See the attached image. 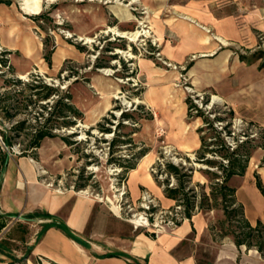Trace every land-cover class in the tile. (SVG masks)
Wrapping results in <instances>:
<instances>
[{
    "label": "rangeland",
    "instance_id": "rangeland-1",
    "mask_svg": "<svg viewBox=\"0 0 264 264\" xmlns=\"http://www.w3.org/2000/svg\"><path fill=\"white\" fill-rule=\"evenodd\" d=\"M9 1L19 8L22 0ZM131 1L43 2L41 13L31 18H36L32 20L35 23L33 33L42 43L43 55L50 56L51 67H47L43 59L24 77L15 75V78L26 82L33 76H38L46 84L57 87L61 95H70L68 103L82 113V120L70 117V121L75 123L73 126H61L53 131L59 137H70L76 144L64 145L59 137L49 142L51 148L60 145L59 160L68 159L64 153L69 152L71 155L67 162L69 166L47 181L50 188L58 193L92 194L97 205L104 208L105 214L118 223L117 228L126 227L129 234H155L154 228L135 230L128 222L132 219V214L139 211L136 208L139 196L132 199L129 193L127 181L131 170L125 167L139 164L141 153L148 155L150 162L145 164L147 173L163 194L166 179L173 186L177 185L176 179H171L164 173L156 175L152 168L157 162L169 161L184 170L192 171L187 188L198 196L201 193L207 194L216 182L214 179L210 180L212 175H207L205 171L219 172L215 168L218 164L210 167L197 162L196 150L179 144L181 135L189 141L203 136L211 149L218 147L219 136L230 145L235 141L248 140V146H251L248 175L253 178L256 173L263 181L264 70L257 69L260 61L253 58L250 60L252 65L248 66L256 68L255 79L252 78L253 68H242L234 73L232 71L238 57L250 58L255 52H264V33H252L251 42L245 38L239 43L219 44L217 53L213 55H208L211 49L196 51L179 63L169 59L165 53L169 43L173 44L175 39L174 33L166 27L173 16L168 11H163L157 17L154 12L141 5L139 0L132 4ZM117 3L127 5L134 19L125 21L116 17L110 7ZM113 29L145 30L147 34L136 41H130L116 34ZM209 35L218 43L212 31H209ZM85 38H90L91 42ZM59 50L63 57L57 60L55 55ZM222 56V68L225 72L223 79L217 83L212 80V75L216 72L215 64ZM4 79L0 93L9 89L4 85ZM213 96L219 97L220 101L212 102ZM189 100L196 108H188ZM39 104L45 102H38L35 109L37 111H40ZM51 105L52 102L46 106L49 108ZM123 112L131 117L124 119ZM26 117L21 114L11 122L0 119L5 127H9ZM204 118L212 124L208 126ZM99 122L104 127L111 128V134L100 132L96 128ZM215 131L220 132L219 136ZM228 132L230 133L227 134ZM113 140L116 142L110 146ZM18 142L19 145L14 147L16 154L24 148L27 139L21 135ZM160 155L164 157L163 160ZM206 158L220 161L218 156L211 154H206ZM144 190L156 199L158 212L169 210L176 204L174 201L169 207H164L147 188H142L139 195ZM106 198L114 206L121 207L117 218L108 212ZM197 201L199 202V198ZM129 206L133 209L130 210ZM204 208L202 211L194 209V214L206 215L211 219L209 232L218 244L223 240L219 238L221 231L228 229L224 224L220 197L214 199L209 195ZM235 208L238 209L239 206H229V209ZM165 218L162 213L157 216L158 221ZM237 221L238 218L233 220L231 230L239 231ZM13 228L9 234L20 237V230L12 231ZM5 233L3 238L8 236V231ZM202 243L197 261L209 262L214 256L215 247L205 245L207 238L202 239ZM240 255H248L245 248ZM250 255L252 264H264V257L260 254Z\"/></svg>",
    "mask_w": 264,
    "mask_h": 264
},
{
    "label": "crops",
    "instance_id": "crops-1",
    "mask_svg": "<svg viewBox=\"0 0 264 264\" xmlns=\"http://www.w3.org/2000/svg\"><path fill=\"white\" fill-rule=\"evenodd\" d=\"M139 2L157 17L163 11L173 16L166 27L174 33L175 39L165 53L179 63L196 51L211 49L208 55H213L219 44L239 43L245 38L251 42L252 33H264V0ZM32 16L35 15L22 11L21 4L19 8L14 4H0V45L9 52V63L16 76L28 74L37 62L44 59L42 43L33 33L35 23ZM209 31L215 34L218 43L213 41ZM223 63L222 56L215 64L214 82L223 79ZM249 63L238 57L232 73L253 68L252 78L255 79L256 68L248 66L252 65ZM256 67L259 69L258 64ZM2 79L4 77L0 76V86ZM50 141L49 138L42 140L35 158L8 155L1 172L0 223H5V227L0 234L8 231V236L3 238L2 234L0 239V264H252L250 254H259L256 249L244 246L238 249L229 236H219L223 240L216 244L209 232L211 219L198 213L162 233L129 234L126 227L117 228L118 223L105 214L92 194L58 193L50 188L47 181L69 166L67 162L71 157L68 152L64 153L67 160H59L60 145L51 148ZM179 144L197 152L201 146L200 137L189 141L181 135ZM142 159L128 175L132 199L139 196L142 188H147L162 206L169 207L174 201L155 187ZM248 173L246 169L242 177H232L228 185L235 189V204L242 208L244 218L254 226L258 220L264 222V197L255 186L254 175L252 178ZM262 178L264 184V175ZM106 200L108 212L117 218L116 206L108 198ZM51 223L54 226L41 233L43 227ZM58 224L65 225L75 239L69 238L56 226ZM11 228L12 231L20 230L22 235L9 234ZM204 238H207L206 246L215 247V253L209 262L200 263L197 258ZM243 248L248 255H240Z\"/></svg>",
    "mask_w": 264,
    "mask_h": 264
},
{
    "label": "trees",
    "instance_id": "trees-1",
    "mask_svg": "<svg viewBox=\"0 0 264 264\" xmlns=\"http://www.w3.org/2000/svg\"><path fill=\"white\" fill-rule=\"evenodd\" d=\"M0 4L10 5L9 0H0ZM36 18L34 17L33 20ZM48 67H51V60L48 54L43 56ZM260 59L258 65L259 69L264 68V52L258 51L253 53L250 58L240 57L241 61L249 63L251 59ZM5 64L4 60L0 61ZM8 73L10 78L4 79V85L8 87L3 93H0V118L4 121L11 122L18 115L25 114L27 117L24 120L16 121L9 127L4 126L3 120L0 119V175L7 162L8 155L16 154L14 152L15 145H19L17 140L23 135L27 139L23 149H20L18 156H30L36 157V150L39 148L42 140L49 138H56L57 136L53 131L62 127H71L75 123L70 121V117H74L78 120H82V113L75 107L68 103L70 95H61L57 87L46 84L38 76H33L29 81H23L15 78V73L10 67ZM20 97V99H19ZM67 100V101H66ZM45 102V104H39L40 111L35 110L38 102ZM52 102V105L48 108L46 105ZM189 109L196 108V105L191 100L187 103ZM142 108V107H141ZM124 119H129L131 116L126 112L122 113ZM43 120V121H42ZM205 123L210 126L211 121L204 118ZM120 125V124H119ZM96 128L105 134H111L112 129L104 127L103 123L96 124ZM203 131V130H202ZM219 136L220 132L215 131ZM228 132L227 134H229ZM67 146L75 145L70 137H59ZM226 139L219 136L217 141V148L211 149L205 143V138L200 137L201 146L196 152L197 162L204 163L210 167H214L219 172L211 173L210 170L205 171L208 175H212L210 180H216L214 185L209 188V192L201 193L197 196L193 190L187 188L191 172L184 170L183 167L173 165L169 161L164 163L157 162L153 168L157 171V174L165 173L167 176H173L176 179V186L174 188H168V180L164 188L165 197L173 201H181L184 206V216L187 219H191L194 214V209L198 211L205 210V202L209 200V195L214 199L217 196L220 197L223 204L224 224L228 226V229L221 231L220 237L229 236L233 239L235 246L239 249L244 246L246 249H256L257 252L264 257V222L258 220L254 226H251L243 216L242 208L229 209L230 205L235 204V189L228 185V182L232 177H242L248 166V162L251 158L249 141H235L234 147H231ZM115 140L110 143L113 146ZM111 149V147H110ZM206 154L212 156H218L220 161H215L206 158ZM145 153L140 154V158ZM163 160V156L160 155ZM127 170L134 169V165L126 166ZM155 177V175H154ZM255 186L264 197V186L258 174H254ZM156 179V177H155ZM199 198V202L197 201ZM238 218L239 231L231 230V224L233 220ZM49 226H54L53 223L47 224L43 227L41 233ZM61 229L69 238L75 239L69 229L62 224L56 225ZM5 227V223H0V231ZM40 233V234H41ZM16 260L14 259L13 262Z\"/></svg>",
    "mask_w": 264,
    "mask_h": 264
},
{
    "label": "built area",
    "instance_id": "built-area-1",
    "mask_svg": "<svg viewBox=\"0 0 264 264\" xmlns=\"http://www.w3.org/2000/svg\"><path fill=\"white\" fill-rule=\"evenodd\" d=\"M262 44H264V41H262ZM1 60H4L5 64H2L0 62V76H3L4 78H10L11 75L8 73V70L11 67L9 63V52L5 51L0 45V61ZM230 146L234 147V144ZM152 172H154V174L156 175L163 174V173L157 174V171L154 168H152ZM164 175L167 176L165 173ZM170 178L173 179V176L170 175ZM167 187L174 188L175 186H173V184L170 185L168 184ZM175 202L176 204H174L171 209L158 212L159 205L156 199L148 191L144 190L140 193L139 198L137 199L136 208H138L139 211L132 214V219L129 220L128 222L132 224L135 230L139 228L149 229L151 227L155 229L154 231L155 233H158L160 231L174 229L182 222L189 220L184 216V206L182 205V202L181 201H175ZM129 208L130 210L133 209L131 206H129ZM117 210L118 212H121L122 209L120 206H117ZM161 213L166 218L163 221H158L157 216L158 214ZM2 234H0V239L2 237ZM16 264H20V263H16Z\"/></svg>",
    "mask_w": 264,
    "mask_h": 264
},
{
    "label": "bare ground",
    "instance_id": "bare-ground-1",
    "mask_svg": "<svg viewBox=\"0 0 264 264\" xmlns=\"http://www.w3.org/2000/svg\"><path fill=\"white\" fill-rule=\"evenodd\" d=\"M54 0H22L21 1V9L24 13L31 14V15H38L42 11V3L43 2H51ZM138 2V0H132L130 3H135ZM110 10L115 14L116 17H118L120 20H125V21H131L134 19L133 15L129 12L128 6L126 5H121L117 3L115 6H111ZM116 34H118L121 37H124L130 41H136L138 40L141 36L146 35L147 31L143 30H135V31H120L113 29ZM214 39L218 40L216 37ZM86 41L91 42L90 38H85ZM224 43V40H223ZM63 57L62 52L59 50L56 55L55 59L59 60ZM104 72H108L105 71ZM21 77H24L23 74H20ZM114 96V95H113ZM220 101V98L217 96H213L212 102ZM128 103V102H125ZM81 126L87 127V124H80ZM150 160L148 155H145L142 159L143 164H149ZM135 173V172H133ZM115 210L117 211V207H115ZM163 231H160L158 233H162Z\"/></svg>",
    "mask_w": 264,
    "mask_h": 264
}]
</instances>
